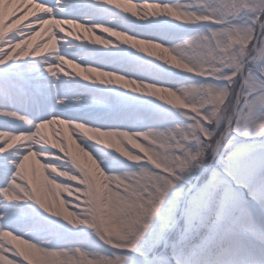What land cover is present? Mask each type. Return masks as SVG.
Instances as JSON below:
<instances>
[{
	"label": "snow or ice",
	"instance_id": "snow-or-ice-1",
	"mask_svg": "<svg viewBox=\"0 0 264 264\" xmlns=\"http://www.w3.org/2000/svg\"><path fill=\"white\" fill-rule=\"evenodd\" d=\"M0 264H264V0H0Z\"/></svg>",
	"mask_w": 264,
	"mask_h": 264
},
{
	"label": "rangeland",
	"instance_id": "rangeland-1",
	"mask_svg": "<svg viewBox=\"0 0 264 264\" xmlns=\"http://www.w3.org/2000/svg\"><path fill=\"white\" fill-rule=\"evenodd\" d=\"M119 2L127 4V0H119ZM18 27H19V26H18ZM13 31H15V30H13ZM11 34H12V32H11ZM9 35H10L9 33H6V34H5V36H9ZM84 35H86L87 38H94V37H92V36H88V34H84ZM38 43H40V40L37 38V40L34 41L33 46L35 47V45L38 44ZM67 67H69V69H70L71 71H73V72L78 71V69H71V66H67ZM50 127H51V126H50ZM52 127H53V128H59V131H57V134H59V135L62 134L63 131H64V126L54 125V126H52ZM67 131L70 132L71 130L68 129ZM21 246H22V245H21Z\"/></svg>",
	"mask_w": 264,
	"mask_h": 264
},
{
	"label": "bare ground",
	"instance_id": "bare-ground-1",
	"mask_svg": "<svg viewBox=\"0 0 264 264\" xmlns=\"http://www.w3.org/2000/svg\"><path fill=\"white\" fill-rule=\"evenodd\" d=\"M6 33H9L11 35V31H6L5 34ZM38 39L41 42L42 37H38ZM57 131H59V128H53L52 126L45 130L47 137L52 140H55L58 138L59 134H57Z\"/></svg>",
	"mask_w": 264,
	"mask_h": 264
}]
</instances>
